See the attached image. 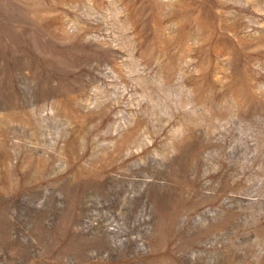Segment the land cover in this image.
I'll list each match as a JSON object with an SVG mask.
<instances>
[{
	"label": "rangeland",
	"instance_id": "374dc122",
	"mask_svg": "<svg viewBox=\"0 0 264 264\" xmlns=\"http://www.w3.org/2000/svg\"><path fill=\"white\" fill-rule=\"evenodd\" d=\"M0 264H264V0H0Z\"/></svg>",
	"mask_w": 264,
	"mask_h": 264
},
{
	"label": "bare ground",
	"instance_id": "6f19581e",
	"mask_svg": "<svg viewBox=\"0 0 264 264\" xmlns=\"http://www.w3.org/2000/svg\"><path fill=\"white\" fill-rule=\"evenodd\" d=\"M102 223V222H101Z\"/></svg>",
	"mask_w": 264,
	"mask_h": 264
}]
</instances>
